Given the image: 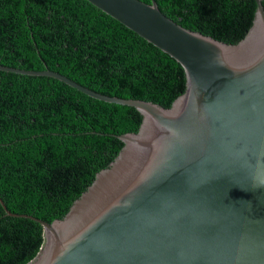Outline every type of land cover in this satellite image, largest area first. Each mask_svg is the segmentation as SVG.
Returning a JSON list of instances; mask_svg holds the SVG:
<instances>
[{
	"label": "water",
	"instance_id": "obj_1",
	"mask_svg": "<svg viewBox=\"0 0 264 264\" xmlns=\"http://www.w3.org/2000/svg\"><path fill=\"white\" fill-rule=\"evenodd\" d=\"M84 1L171 61L185 89L163 108L96 93L47 69L0 65L2 76L56 83L142 117L136 133L116 136L121 150L62 219L14 214L0 199L11 220L43 231L27 264H264L261 0L235 44L176 24L154 0Z\"/></svg>",
	"mask_w": 264,
	"mask_h": 264
},
{
	"label": "trees",
	"instance_id": "obj_2",
	"mask_svg": "<svg viewBox=\"0 0 264 264\" xmlns=\"http://www.w3.org/2000/svg\"><path fill=\"white\" fill-rule=\"evenodd\" d=\"M154 1L176 24L227 44L245 36L256 9L255 0ZM0 65L47 69L96 93L163 108L185 89L171 61L84 0H0ZM141 120L56 83L0 75L4 206L46 223L62 219L121 150L116 136L136 133ZM43 242L42 229L14 222L0 206V264H27Z\"/></svg>",
	"mask_w": 264,
	"mask_h": 264
}]
</instances>
